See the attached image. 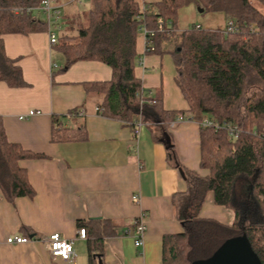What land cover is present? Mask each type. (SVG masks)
Masks as SVG:
<instances>
[{
	"label": "trees",
	"instance_id": "1",
	"mask_svg": "<svg viewBox=\"0 0 264 264\" xmlns=\"http://www.w3.org/2000/svg\"><path fill=\"white\" fill-rule=\"evenodd\" d=\"M40 2L0 0V82L9 88L26 83L16 62L6 56L2 36L46 32V20L36 16L41 12H26ZM187 6L196 12L202 9L200 14L222 13L225 27L178 30V11ZM61 19L62 14L56 42L50 46L62 56L64 68L78 61H98L111 69L109 82L84 86L86 93L92 89L103 93L97 109L100 114L125 121L133 130L142 122L165 125L166 132L168 122L177 115L196 123L207 118L238 129L237 137L231 138L224 129L200 127V168L208 174L201 178L184 172L188 191L173 199L183 232L168 238L171 244L164 246L162 264L207 259L225 240L242 234L264 264V0H160L151 6H140L139 0H90L88 9ZM228 22L235 31H225ZM141 25L153 33L150 53L171 56L174 82L188 105L187 112L163 110L161 99L146 97L136 79V39ZM79 112L75 109L66 117L52 118V141L82 137L64 126L65 119L77 118ZM166 151L168 158L176 160L171 143ZM41 157L9 142L0 117V190L9 202L34 196L19 163ZM208 192L216 206L233 212L231 226L198 217ZM79 228L86 231L87 264H104L103 241L115 234V226L99 219L78 221Z\"/></svg>",
	"mask_w": 264,
	"mask_h": 264
},
{
	"label": "crops",
	"instance_id": "2",
	"mask_svg": "<svg viewBox=\"0 0 264 264\" xmlns=\"http://www.w3.org/2000/svg\"><path fill=\"white\" fill-rule=\"evenodd\" d=\"M159 2L139 0L140 6ZM89 4L90 0L83 7L67 5L61 21L88 9ZM186 8L196 12L193 6L178 12ZM208 15L221 17L223 25H207L206 29L225 27L222 13ZM2 41L6 56L16 62L26 83L22 88H9L0 82V117L6 138L42 157L19 163L34 190L32 198L9 202L0 190V264H87V236L78 238L77 222L99 219L115 226V234L103 241L104 264H162L164 246L183 232L173 199L188 191L184 172L201 178L208 174L200 168L198 123L185 121L170 127L169 121L164 132L165 125L141 122L133 130L125 121L100 114L97 109L103 93L97 89L86 93L84 88L85 84L109 82L112 72L108 66L78 61L64 68L62 56L48 42V29L28 35L6 34ZM143 52L144 38L138 31L134 75L145 96L159 97L165 111L187 112L188 105L174 82L171 56ZM140 58L143 66L138 64ZM75 109H80L79 117L69 116L64 126L82 137L52 141V118L66 117ZM29 111L39 113L27 116ZM22 116L24 119H19ZM165 133L176 160L168 158ZM132 196L137 197L136 202ZM139 216L146 230L142 245L136 248L133 236L123 232ZM198 217L226 226L234 221L232 211L214 204L211 192L206 194ZM56 233L73 243L71 262L50 255L47 238ZM10 236L29 241L7 244Z\"/></svg>",
	"mask_w": 264,
	"mask_h": 264
},
{
	"label": "built area",
	"instance_id": "3",
	"mask_svg": "<svg viewBox=\"0 0 264 264\" xmlns=\"http://www.w3.org/2000/svg\"><path fill=\"white\" fill-rule=\"evenodd\" d=\"M79 4L80 0H41L40 4L36 8L27 9L26 12L31 11H39L45 15V20L48 26V42L50 45H53L56 42L57 31L60 29V26L57 24L59 23L62 9L70 4ZM146 7H143L145 9ZM19 10L15 9L14 14H18ZM198 29V27H196ZM226 32H233L235 31V27L232 22H228L225 28ZM140 32L144 38V52L143 54L146 55L150 52H153L152 45L149 41V38L153 35L152 31L147 30L143 25L140 26ZM138 64H144V60L142 58L139 59ZM137 98L141 99L138 94L136 95ZM39 112L29 111L27 116H33L38 114ZM19 119H24V117H19ZM185 121H191L190 118L186 119L183 118L182 115H177L175 118L170 122V127H174L178 123H182ZM193 122V121H192ZM140 123L138 122V126ZM199 127L202 128H212L213 130L224 129L228 133L229 137L236 138L238 129L236 126L229 125V124H219L218 122L212 121L210 119L204 118L198 123ZM137 197L132 196V201L136 202ZM146 230L145 222L142 216H139L132 222V226L128 227L124 230V235H131L133 236V244L134 247L138 248L142 245L144 233ZM86 231L84 228H79L77 231V236L80 239H85ZM29 240L24 237L19 236H10L6 239L7 244H24L27 243ZM48 241V249L50 255L52 257H59L64 261L71 262L73 259V243L65 238H62L59 234H52L47 238Z\"/></svg>",
	"mask_w": 264,
	"mask_h": 264
},
{
	"label": "water",
	"instance_id": "4",
	"mask_svg": "<svg viewBox=\"0 0 264 264\" xmlns=\"http://www.w3.org/2000/svg\"><path fill=\"white\" fill-rule=\"evenodd\" d=\"M202 13V9H197ZM164 144L168 147L170 139L164 135ZM183 177V172L179 170ZM100 263V261H99ZM191 264H262L253 251L245 234L225 240L207 259L196 260Z\"/></svg>",
	"mask_w": 264,
	"mask_h": 264
},
{
	"label": "rangeland",
	"instance_id": "5",
	"mask_svg": "<svg viewBox=\"0 0 264 264\" xmlns=\"http://www.w3.org/2000/svg\"><path fill=\"white\" fill-rule=\"evenodd\" d=\"M88 0H80V3L78 5H81L80 7H83L85 4H87ZM76 4V3H75ZM209 13L205 14H199L197 12H192L191 9H183L180 12H178L177 20H176V28L180 31L187 30L195 25H200L204 29L208 27L207 25H212L211 27H221L223 25V20L221 17H217L215 15H208ZM36 16L39 19H45V15L42 13H37ZM210 16L213 20H210ZM64 28V26H63ZM62 28V29H63ZM85 256H86V251Z\"/></svg>",
	"mask_w": 264,
	"mask_h": 264
}]
</instances>
